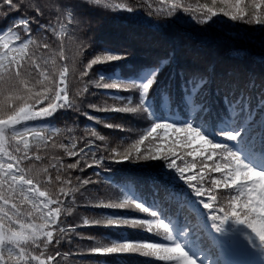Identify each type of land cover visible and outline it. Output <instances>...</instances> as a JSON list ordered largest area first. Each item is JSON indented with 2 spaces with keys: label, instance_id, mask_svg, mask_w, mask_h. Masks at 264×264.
Returning <instances> with one entry per match:
<instances>
[{
  "label": "snow or ice",
  "instance_id": "obj_1",
  "mask_svg": "<svg viewBox=\"0 0 264 264\" xmlns=\"http://www.w3.org/2000/svg\"><path fill=\"white\" fill-rule=\"evenodd\" d=\"M181 6L171 0L154 22L152 12L146 20L137 16L131 0H0V264H137L140 257L139 264H264V70L222 68L198 53L188 59L175 39L163 55L137 64L131 62L135 44L145 41L135 33L89 36L92 13L101 7L125 11L159 32L182 19ZM202 7L203 18L191 19L203 27L219 13L264 26V0ZM70 77L84 87L73 92ZM90 87L106 90L118 106L92 103ZM113 113L150 127L123 151H109L108 137L95 125L124 130ZM73 114L94 124H85L83 134L75 119L63 133L54 126ZM158 130L176 133L173 143L191 150H142L145 141L166 138ZM57 148L64 155L52 154L41 167ZM110 164L145 168L150 179L121 184L122 198L89 199V186L107 179L101 170ZM77 193L86 209L113 211L65 226L80 207ZM84 228L118 236L97 239ZM126 229L141 231L125 236Z\"/></svg>",
  "mask_w": 264,
  "mask_h": 264
},
{
  "label": "trees",
  "instance_id": "obj_2",
  "mask_svg": "<svg viewBox=\"0 0 264 264\" xmlns=\"http://www.w3.org/2000/svg\"><path fill=\"white\" fill-rule=\"evenodd\" d=\"M111 3H129L130 0H109ZM217 4H220V0H216ZM131 3L137 8L136 15L143 17L145 20L148 18L149 12H152V19L155 22L157 20V9L161 7H170L171 0L167 5H163L161 0H131ZM181 8L179 15L182 19L176 24L169 26L168 28L157 32L155 29L151 31L148 25L138 24L130 18V14L125 11L112 9H104L101 7L100 10L92 13L91 16V28L92 31L89 36L96 40H103L110 36H127L129 33H135L136 37L141 43H136L134 48V54L132 56V63H146L152 57L156 55H163L168 49L169 44L175 39V41L184 49L187 53V58L191 59L194 54H199L203 58L217 63L222 68L235 67L241 71L255 70L257 72L264 70V33L261 29L264 26L256 24H244L242 22H231L227 17H222V13L218 14V17H214L217 20L216 23H211L210 27H203L198 25L192 16L203 18L201 12L204 11V5L212 6L213 0H180ZM247 3V0H245ZM184 7H189V12H184ZM218 11V9H217ZM163 19V17H160ZM73 29H68V32H72ZM71 37L65 40V45L68 51L66 54L71 57L72 44ZM99 50H97L98 54ZM69 67L71 63L69 60ZM101 70H103L101 68ZM98 78V77H96ZM71 79L72 91L75 92L77 89H82L84 84L78 79ZM106 90L96 89L90 87L88 93V99L92 103L103 106L105 103L108 105L118 106L117 102H114L109 96L103 95ZM114 91V90H107ZM92 93H96L95 96ZM121 95H130L131 93L121 92ZM94 115L104 116V113L94 112L92 109H88ZM114 117V122L123 123L124 130L106 129L103 125H95L97 131L102 135L108 137V148H116L119 151H123L124 148L128 147L135 139L139 138V135L143 133V130L150 127V124L143 120H139L131 115L124 114H111ZM78 120L79 132L77 134H83V128L85 124H94V122L87 121L82 116L75 114L70 115L68 118L61 117L54 121V126L63 130L66 126L71 127V120ZM155 135V134H154ZM159 137H165L166 134L163 130H158ZM57 143L61 142L63 136L56 137ZM176 139V133L169 132L164 139L157 138L154 144H149L147 141L141 146L142 150L148 148H159L162 153H167L169 147L177 152L178 155L185 154L191 149L187 146L174 144L173 141ZM97 143L103 145V142L97 141ZM199 142H194L192 147H198ZM45 155V153H40ZM52 154L64 155L61 149H52L47 154L48 159L40 164L41 167L47 166ZM65 162H74V159H69L64 156ZM191 161L192 157H187ZM199 163L201 157L195 158ZM38 164L40 162H37ZM177 163H181L177 160ZM208 163H211L210 161ZM192 171H196L193 169ZM102 176L106 177V180H102L99 184L89 186V192L85 193V196L89 199L101 198V199H116L122 198L123 192L121 191L120 185L126 183L141 184L150 179L149 171L145 168L136 166H129L127 164H110L109 170H101ZM53 177L55 171L53 170ZM79 175V173H76ZM91 175V171L87 173ZM214 176H218V173H213ZM95 179V177H94ZM59 189V185L56 186V190ZM78 202L80 207L74 210L72 216L67 217L66 225L68 224H80L82 217L93 216L101 212H111V209H92L85 208V200L80 198L77 193ZM121 212H129L133 215H143L140 213H131L130 210H116ZM64 219V217H62ZM85 234H91L97 239H116L118 234L114 231L107 229H88L84 228ZM139 229H126L122 230L125 236L137 233ZM78 239V237L76 238ZM155 241L159 242L162 238L155 237ZM90 242L85 241L84 245L87 246ZM75 247V245H74ZM67 250V246L65 249ZM145 258H137V264ZM153 264H165V262H157L153 260Z\"/></svg>",
  "mask_w": 264,
  "mask_h": 264
}]
</instances>
